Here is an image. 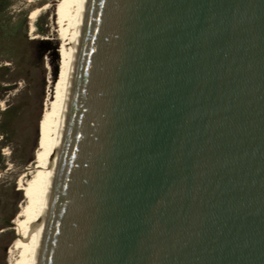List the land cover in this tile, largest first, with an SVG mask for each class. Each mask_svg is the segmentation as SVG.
Instances as JSON below:
<instances>
[{"label": "water", "instance_id": "obj_1", "mask_svg": "<svg viewBox=\"0 0 264 264\" xmlns=\"http://www.w3.org/2000/svg\"><path fill=\"white\" fill-rule=\"evenodd\" d=\"M38 264H264V0H88Z\"/></svg>", "mask_w": 264, "mask_h": 264}, {"label": "rangeland", "instance_id": "obj_2", "mask_svg": "<svg viewBox=\"0 0 264 264\" xmlns=\"http://www.w3.org/2000/svg\"><path fill=\"white\" fill-rule=\"evenodd\" d=\"M60 1L0 0V264H12L17 256L11 252L22 234L16 220L33 203L28 182L47 150L43 137L52 120L45 117L47 101L56 99L61 73L63 47L56 23ZM46 3L49 7L33 21L32 14ZM8 107L18 110L9 129L2 125ZM49 109L53 112L55 105Z\"/></svg>", "mask_w": 264, "mask_h": 264}, {"label": "bare ground", "instance_id": "obj_3", "mask_svg": "<svg viewBox=\"0 0 264 264\" xmlns=\"http://www.w3.org/2000/svg\"><path fill=\"white\" fill-rule=\"evenodd\" d=\"M88 0H61L56 7V23L59 38L62 40V58L60 78L57 81V97L50 98L47 103L45 117L48 120L47 132L43 145L47 147L46 153L38 159L40 168L34 173V178L29 183V193L35 195L32 205L24 207L17 218V223L22 229L21 238L16 239L11 252L17 251L12 264H38L40 248L47 223L49 212V199L55 184V175L58 167V155L63 142L64 123L68 115V104L75 78L76 63L79 53V43L85 20ZM49 7L46 3L39 6L32 14V20L38 19L44 9ZM53 7V6H52ZM50 9V8H49ZM48 11V10H47ZM31 22V21H30ZM33 23V22H32ZM35 25L32 29L34 30ZM51 96V95H50ZM55 105V110L50 112L49 104ZM22 181L23 188H26ZM13 256V255H11Z\"/></svg>", "mask_w": 264, "mask_h": 264}, {"label": "trees", "instance_id": "obj_4", "mask_svg": "<svg viewBox=\"0 0 264 264\" xmlns=\"http://www.w3.org/2000/svg\"><path fill=\"white\" fill-rule=\"evenodd\" d=\"M0 70H1V66H0ZM17 111H18V110H16V108H14V107H8V108H6V109H5V113H6V114H9V117H8V118H5V119L2 121V125L5 126V127H7V128L9 129L10 126H11V124H12V122H13V117H14V115L17 113ZM7 132H8V131L3 130V135H4V134H7ZM9 223H10V221H9ZM9 223H8V225H6V226L11 225V224H9Z\"/></svg>", "mask_w": 264, "mask_h": 264}]
</instances>
